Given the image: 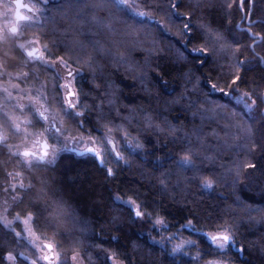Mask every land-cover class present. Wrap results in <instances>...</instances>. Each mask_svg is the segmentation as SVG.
Returning a JSON list of instances; mask_svg holds the SVG:
<instances>
[{
    "label": "trees",
    "instance_id": "16d2710c",
    "mask_svg": "<svg viewBox=\"0 0 264 264\" xmlns=\"http://www.w3.org/2000/svg\"><path fill=\"white\" fill-rule=\"evenodd\" d=\"M68 2L69 0H60L49 3L47 19L43 22L46 37L39 43L42 49L44 45H49L54 55H65L61 49L51 47L54 41L61 42V48L67 44L73 49V59L79 55L82 60H86L92 52L91 47L87 46V39H94L99 40L106 50L110 49L116 56L114 60L112 55L97 53L95 63L91 67L83 63H75L73 67L80 69V75L75 80V88L81 92L78 111L84 112L88 109L84 116L83 135L89 134L96 115L102 114L108 118L111 112V117H117L115 124L120 125L122 130L108 135H111L122 147L123 159L117 162L115 157L105 155L104 164L100 166L98 161L90 155L79 156L64 152L47 167L29 169L25 166L22 169L19 160L0 145V199H10L8 215L25 217L31 211L30 202L40 204L42 208L47 205V210L43 211L41 219L36 224H32V227L42 242L54 245L60 264L62 262L70 264V257L74 254H78L84 264H111V259L121 264H200L217 258L228 260L231 264H264V222H260L261 217L264 216V192L261 191L264 181L256 180L251 187L243 189L225 187L224 181H221L215 184L213 189L204 191L203 195H196L195 188H192L191 192H185L183 188H179L174 193L169 191L165 197L159 190L158 178L162 172L172 171L171 182L174 184L178 170L174 169L170 163L159 167L160 159L158 158H162L161 152H156L153 156H145L143 152H132L130 155V149L123 144L126 134L123 129H127L130 133L129 139L133 142L140 139L139 134L145 133L146 130L145 119L151 115L148 112L149 107L156 111H164L163 102L178 97L184 91V81L177 77V73L181 75L187 72L192 73V84H188L187 89L194 93L191 97L193 99L195 94L203 95L209 91V81L219 82L226 92L229 91L224 81L219 78L222 70L220 65H223V71H228V66L237 59L253 60L255 54L264 55V32L259 26L250 28L249 16L240 10V0H179L181 6L176 9V15L171 23L168 21L167 13L174 0H138L137 10L148 12L152 21L138 26V31L130 37L125 36L124 42L116 47L112 41L114 38L120 39V36L115 34L98 32L95 36L89 35L86 39L73 33L69 25L73 12L66 7ZM71 2L75 3V0ZM86 2L93 3L98 0H86ZM253 2L254 8L251 3L246 4L245 8H251L250 19L258 21L264 18V11H262L264 0H253ZM145 4L148 6L145 7ZM227 4H232L233 8L229 10ZM53 5L64 6L66 15H62ZM221 5L224 7L221 8ZM110 12L112 19L116 21L114 27L117 33H123L125 26L119 23L123 18L114 9H96L90 11L88 15L108 18ZM221 16L225 25L229 23L233 25L235 34L240 37L239 42L233 44L227 41L229 48L221 54L222 58H219L216 64L208 63L201 66L192 48L203 46V39H193L189 43L187 37H180L179 30L183 29L189 17H191L192 25L199 31L200 24H211L212 27H216ZM237 25L238 28L235 27ZM249 30L258 37L256 45L244 34ZM92 31L96 30L92 29ZM66 32L67 37H65ZM24 33L35 37L39 35L40 29L36 26L26 27ZM80 40L86 45L84 50L75 45V41ZM208 46L211 47V43ZM24 60L23 53L13 43L0 47V64L5 69L14 70L15 68L19 71L20 69L16 68L17 65L13 66L15 63L20 65ZM156 64L168 73L165 77L168 80V87L159 104L154 99L150 100L144 91V87L147 86L154 93L150 77H145L143 83L139 79L144 72L154 76L157 71ZM32 69L40 77L38 80L30 77L35 84L46 85V94L49 99L47 108L50 114L68 129L66 134L81 135L72 121L66 117L61 120L60 93L58 94L59 104L52 99L53 95H57L51 91L54 82L58 85V80L54 81L55 74L42 67L34 66ZM262 75L264 73H261L258 68L249 72L245 76V83L240 84V91H251L257 85H259L258 91H264ZM211 98L214 99L215 104L227 105L221 109L220 115L214 118L215 123L208 119L202 121L200 116L193 119L190 111H182L187 101L170 105L171 110L165 111L164 115L170 123L182 125L193 139H195L196 131H202L203 138H206L211 146H215L217 142L211 136L212 130L215 129L221 142L227 140L232 143L236 130L228 127V122L223 118L231 115L233 111L228 105L229 97L222 96L219 92H212ZM92 105H96V108H92ZM117 109L122 110L119 116ZM140 109L144 111L141 112ZM260 110H264V104L260 105ZM25 112L35 128L41 129L43 125L40 120L36 116L33 119L34 112L31 109ZM37 120H39L38 123ZM158 122L153 120V123ZM235 122L240 123L239 120ZM106 123L107 120L101 121L100 125L92 130V135L97 137V142L101 146L103 142L100 138L106 133V128L103 127ZM244 123L249 126L246 121ZM0 125H4L0 127V133L7 135L8 139L20 137L21 134H14L9 130L12 124L2 112H0ZM250 126L255 129L258 127V122H253ZM146 134L150 136L151 132ZM164 142H166L165 137L161 136L160 143ZM229 155L228 151L222 152L218 163L230 164L227 159ZM240 159L244 160L245 157L242 155ZM108 167L116 171L115 179L107 177ZM220 171L224 170L220 169ZM17 172L22 173L21 179L26 186L29 182L32 183L31 192L23 193L17 189L14 193L10 190L11 177ZM256 175L259 176L258 173ZM45 184L47 187H44ZM6 188L7 191H5ZM12 193L16 198L23 196V202L11 200L9 194L12 195ZM114 194L120 195L122 199L132 198L142 206L150 205L151 209L156 211L149 220L133 222L129 219L130 216H134V213L130 212V207L116 202L113 199ZM173 196L176 197L175 201L172 199ZM238 197L242 203L240 208L233 204ZM193 199L197 202L196 205H193ZM162 200L163 203H161ZM248 208L258 211L249 213ZM141 210L146 209L142 207ZM157 214L168 225L164 228L166 231L177 232L180 229V233L186 240H197L199 248L205 253L203 258L193 259L198 249L192 245L187 248L188 256H174L151 243L143 232L148 229L151 221L156 219ZM193 214L195 215L193 227L181 228V224H187L188 219H193ZM114 217L118 218L115 223ZM229 223L236 226L235 245L228 250L226 256L217 257L213 248L203 239L202 233L214 232L219 226ZM9 252L16 257L17 264H29L22 258L21 253L23 256L34 257L28 245L0 223V264H7L6 257Z\"/></svg>",
    "mask_w": 264,
    "mask_h": 264
},
{
    "label": "snow or ice",
    "instance_id": "6c2138e0",
    "mask_svg": "<svg viewBox=\"0 0 264 264\" xmlns=\"http://www.w3.org/2000/svg\"><path fill=\"white\" fill-rule=\"evenodd\" d=\"M50 0H36L35 3L25 4L23 0H15L14 8L12 5H5V15L10 11H14L15 20L6 26L7 35L6 39H15L17 36L22 34L24 27H33L36 26L40 29L39 35L35 36L33 39L21 43L18 45L19 49L22 50L23 56L26 57L22 67L29 69L28 71L23 72L22 74L17 75V79L27 80L30 77H34L36 80L39 79L37 73L32 71L33 66L42 67L48 72L55 74L54 81L63 79V83L56 84L53 83L52 92L57 94L53 95L52 99L59 104V93H63V105L60 107V116L61 120L66 117L68 120L72 121L76 128L80 130L81 135H64L68 129L63 127V123L59 126L55 123H52L49 127H45L41 136H45L50 131L54 130V135L47 137L42 146V151L39 153L25 150L23 152L17 150L16 152H11L12 146L7 145V135L0 134V144L6 145L9 149V152L13 157H16L19 160L20 167L23 169L25 166L27 168H39L41 166L47 167L49 164L55 162L58 154L63 151H76L75 147L70 148L69 144L72 145H83V150L77 152V155H90L99 161L101 165L104 164V156L106 154H115V159L119 162L122 157V152L117 149V142L109 133L119 132L122 130L120 125L115 124L117 117H111V112H109V117L106 118L102 114L96 115L95 121L91 125V130L87 136L83 135V125L85 123L84 116L88 109L84 112L77 111L80 107V90L74 87V81L77 72L80 70L74 68L73 64L83 63L91 67L95 63V56L97 53H106L112 55L113 59H116V56L111 52L110 49H105L103 44L99 40L87 39L89 35L95 36L98 32H104L108 34H115L120 36V39H113L112 43L114 46L118 47L121 43L124 42L123 38L125 36L130 37L134 32L138 31V26H142L146 22L152 21V17L146 11H138L139 5L135 3V0H98V2L88 3L86 0H75V3H72L71 0L66 4V7L73 12L69 20V25L73 33L83 36L87 39V46H90L92 49L91 54H89L88 59L82 60L81 56L77 55L73 59V49L69 48L67 44L61 48V42L54 41L51 45L52 48L61 49L65 55H54L49 49V45H44L43 50L40 56L36 55L38 49L35 47L42 38L46 37V33L43 31V22L47 19L46 13L49 11ZM251 3L252 7H255L253 0H240L239 7L242 12H245L249 16V25L251 27L259 26L261 31L264 32V18L258 21H252L250 19L252 15L251 8H245V5ZM148 5L145 4V7ZM179 0H174L168 9V21L172 22L176 15V9L180 7ZM53 7L59 11L62 15L64 13V6L53 5ZM224 5H221L223 8ZM110 8L114 9L115 12L122 17L123 19L119 23L123 24L124 31L123 33H117L112 19V13H109L108 18H100L96 15H91L89 17L88 13L96 9ZM227 8L231 10L233 8L232 4H227ZM22 10H26L31 15L22 14ZM162 10V9H158ZM264 11V10H262ZM230 15V12H229ZM25 22L21 24L19 22ZM159 23V22H156ZM238 28L239 26H235ZM95 29L96 31H92ZM3 31V30H0ZM248 38L253 40V44H257V35L252 33L250 30L244 33ZM180 37H187V42H191L193 39H203L204 44L200 47H193L192 52L196 54V58L200 61V65L204 66L208 63L216 64L221 54L228 50L229 44L227 41H231L233 44H238L240 37H238L235 32L233 25L229 23L225 25L223 23V17L221 16L216 27H212L211 24H200L199 31L191 23V17H189L184 23L183 29L179 30ZM67 37V32L65 33ZM211 43V47H209ZM76 47L81 50H84L86 45L84 41H75ZM31 46V50L29 47ZM254 51V48H253ZM45 54L48 58H45ZM54 56V58H52ZM216 58V59H213ZM119 62V61H118ZM221 72L219 73L220 80L224 81L225 85L229 91H225V88L220 86L218 83H211L209 81V91L203 95L195 94L189 92L187 89L188 84H192V73L187 72L181 75L177 73V77L184 81V91L179 94L178 97L171 100H165L164 111H156L149 107L148 112L151 115L147 116L145 119L146 130L145 133H141L140 139L133 140L129 139L130 133L127 132V129H123L126 133L124 135V141L127 142L128 149L132 152H143L145 156H153L156 152L162 153V158L160 159L159 167H163L165 163H170L174 169L178 170L176 175L175 183L171 182L173 176L172 171L162 172L159 180V190L162 196H167L169 191L176 192L177 189L183 188L185 192H191L192 188L197 189L196 195H203L204 191L213 189L215 184L224 181L225 187H232L233 189H243L251 187L253 182L256 180L264 181V110H260V105L264 104V91H258L259 85L256 88H253L251 91H240V84L245 83V76L249 72L255 71L257 68L264 73V55L255 54L253 60H236L234 63L230 64L228 71H223V65H220ZM155 75L151 76L150 73L144 72L141 74L139 79L143 83L145 77H150L153 82V90H150L147 86L144 87V91L148 94L149 99H154L157 104L160 103L161 97L165 94V89L168 87V80L165 77L168 75L167 72H164L160 68L159 64L155 65ZM234 70V71H233ZM66 73V75H63ZM11 76V74H9ZM229 77H231L229 79ZM261 79L264 80V75L261 76ZM14 89H17L20 92L18 100L27 99L30 101L29 104H18L15 107H18L21 112L30 111V109L35 104H40V100L48 101V96L44 93L47 92L46 85H41L44 88V92H40L37 89L38 95L36 97L24 95V89L20 88L19 84L12 85ZM196 87V86H194ZM4 92L7 93V99L4 101L6 106L12 99V93L5 87ZM212 92H219L222 96L229 97L228 105L233 109L231 115H226L223 118L228 122V127L234 128L235 134L232 137L233 142L229 143L227 140L221 142L220 137L217 135L215 129L212 130L211 136L216 140V145L211 146L206 138H203L202 131L195 132V139L193 136L184 130L182 125H177L175 123H170L167 117L164 115L165 111H169L170 105H176L180 102L187 101L186 107L182 108L184 112H191L193 119L196 116H200L203 119H208L210 122L215 123V117L220 115L221 109L227 105L215 104L214 99L211 98ZM251 101V103H249ZM111 104V101H109ZM102 107V106H101ZM40 108H44L43 104H40ZM92 108H96V105H92ZM44 111L36 109V113L33 114V119L38 115L42 120L47 123L48 117L45 115ZM121 109H117V115L121 113ZM139 111L143 112V109ZM18 119V118H14ZM55 119V117L53 118ZM107 120V123L103 125L106 128V133L100 139L106 141L107 145H111V153L108 152L106 146H97V137L92 135V130H95L101 121ZM153 120L159 121L158 123H153ZM239 120L240 123L235 121ZM244 121L247 122L249 126H246ZM37 123L39 120L36 121ZM253 122H258V127L253 129L250 125ZM26 123L31 124L32 121H26ZM4 125H0L3 127ZM219 127V126H218ZM9 130L13 131L14 134H18L20 131V125L14 123L9 126ZM146 132H151V135H147ZM164 136V143H160V137ZM54 139V144H49L48 140ZM228 151L230 155L227 159L230 161V164L226 165L222 162L218 163V160L221 157V153ZM182 153V155H178ZM244 156L245 159L241 160L240 157ZM51 157V159H49ZM248 158H251L250 160ZM127 163V161H125ZM223 169L224 171H220ZM251 170V171H249ZM191 173V175H188ZM259 174L257 176L256 174ZM13 175V173H9ZM14 175L21 176V172H17ZM106 175L110 179L116 178V171L108 167L106 169ZM230 182V183H229ZM55 183V181H53ZM44 187H47L45 184ZM33 185L31 182L26 186L21 180L19 185H12V190L16 191L19 189L23 193L31 192ZM7 191V189H5ZM261 191L264 192V185L261 186ZM119 192V189H117ZM42 194V193H41ZM19 202H23L24 197L20 196L14 198ZM114 200H120L121 196L116 195L113 197ZM175 201L176 197H172ZM187 199V197H186ZM131 205L130 212L134 213V216H130L129 219H132L133 222L146 221L151 219L155 209H151L150 205H140L136 203V200L129 198L128 201H124ZM163 203V200L161 201ZM193 205H196L197 202L193 199ZM233 204L237 208L242 207V203L239 197L233 201ZM59 206V202H58ZM29 207L31 211L27 214L24 223L27 225L29 223L36 224V222L41 219L43 216V211L47 210V205H44L43 208L40 204L30 202ZM142 207L146 210H141ZM198 207V205H197ZM190 214H192V211ZM253 211H258L257 209L248 208L247 212L251 213ZM17 220L20 219L18 215ZM118 218L114 217L113 222ZM187 219V218H185ZM193 220H195V215L193 214V219H188L187 224H181V228H192ZM251 222V219H250ZM264 222V216L261 217V221ZM159 225L162 228H167L168 225L165 223L164 219L157 214L156 219L153 222V228ZM9 225L5 223V227ZM174 227V225H172ZM236 226L233 224H224L219 226L214 232H203L202 237L207 241L209 246H211L217 257H224L227 255L228 250L235 245L236 241ZM173 236L168 237V240L174 238ZM15 236L19 239L21 233H15ZM164 238H162L163 240ZM185 243L197 247V255L193 257L194 260L203 258V251L199 248L197 240L185 241ZM44 248L48 250V253L54 251V245L52 243H46ZM180 246H174L172 248V254H177L181 251ZM44 254L42 257L32 260L31 264H38L39 259L47 262V264H54V261L58 259V256H53L50 254ZM23 257V253L20 254ZM187 255V253H185ZM10 264H15L16 257L13 256L12 252H9L7 257ZM25 260L27 257H23ZM75 260V257H73ZM63 264V262H62ZM207 264H230V261L217 258L210 260Z\"/></svg>",
    "mask_w": 264,
    "mask_h": 264
},
{
    "label": "rangeland",
    "instance_id": "374dc122",
    "mask_svg": "<svg viewBox=\"0 0 264 264\" xmlns=\"http://www.w3.org/2000/svg\"><path fill=\"white\" fill-rule=\"evenodd\" d=\"M57 1H60V0H50V2H57ZM23 2L25 4H31V3H35L36 0H23ZM135 3L138 4V0H135ZM5 5H12L14 8L15 0H0V30H3V31H0V47L2 45L6 46L7 44L13 43L19 49V47H18L19 44L25 43L26 41L31 40L34 37L31 34L24 33V30L26 28V27H24L22 30V34L20 36H17L15 39L4 38L7 35L6 26L11 24L15 20L14 19V11L8 12L7 16L5 15V11H6ZM22 14L31 15V13H28L26 11H22ZM19 23L24 24L25 22H19ZM28 47H29V50H31V46H28ZM35 47L38 49V51L36 52V55L40 56L41 52L43 50L40 43L35 45ZM19 50L22 52L21 49H19ZM45 58H47L46 54H45ZM25 59H26V57H25ZM23 63L24 62H22L20 65L15 63V65L13 66V67H15L17 65L16 68H19L20 69L19 71H16L17 69H15V68H14V70L13 69H11V70L5 69L0 64V112H2V114L11 122L12 125L14 123H18L20 125V131H19V134H21L20 137H18V138L17 137H15V138L11 137L12 140L10 138L7 139V145L12 146L11 152H16L17 150L23 152L25 150H28V151H33V152L39 153L42 151V146H43L42 144L44 143L45 139L47 137H51L54 135V130H52L49 133H47L45 136H41L40 134L43 132L44 128L49 127L52 123H55L59 126L61 124V122L58 121L57 119H53L54 116L51 115L50 112L48 111L47 107H48L49 99L47 102H45L44 100H40V104H43L44 108H40V104H35L31 108V110L34 113H36V109H39L40 111H44L45 109H47V111L45 112V115L48 117L47 123H45L42 120V118H40L38 115H36V117L40 120V122L43 125L41 129H36L32 123L31 124L26 123V121L30 120L28 118L26 112L25 111L21 112L18 107H15L18 104H29L30 101H28L27 99L18 100V97L20 96V92L17 89H14L12 87V85L19 84L20 88L25 90L24 95L26 97L28 95H32V96L36 97L38 95L37 89H39L40 92H44V88L41 87V85H44L43 83L35 84V81L31 78H29L27 80H23V79L18 80L17 79L18 74H22L23 72L29 70L27 68L22 67ZM33 68H34V66H33ZM32 71L34 72L35 70L32 69ZM9 74H11V76H9ZM63 75H66V73H63ZM79 75H80V71L77 72L75 80ZM63 82L64 81L62 78L58 80V84L63 83ZM5 87H7L8 90L12 93V99L10 100V102L6 106L4 105V101H5V99H7V93H5L3 90ZM74 87H75V81H74ZM44 94L47 95L46 92ZM60 96L62 98V105H63V93L62 92L60 93ZM249 103H251V101H249ZM77 111H78V109H77ZM14 118H18V119H14ZM0 134H2V133H0ZM64 135H68V134L64 133ZM101 141L103 142V146H106L108 149V152L111 153V147L112 146L107 145L106 141H104L102 139H101ZM48 143L54 144L55 141H54V139H49ZM123 144L127 145V142L124 141ZM0 145L5 147L6 150L9 152V149L6 145H3V144H0ZM97 146L101 147V145L98 144V142H97ZM69 147L70 148L75 147L76 151L71 152V153H75V154L77 152L83 150V145L74 146L70 143ZM116 147L118 150L121 151L122 147L120 146V144L117 143ZM64 152H69V151H63V152H60L59 154L64 153ZM130 152H131V150H130ZM133 153H138V152H133ZM59 154H58V156H59ZM106 155L115 157L114 153L106 154ZM122 157H123V155H122ZM49 159H51V157H49ZM21 180H22L21 176L13 175L11 177V182H10L9 188L12 192L16 193V191L12 190V185L13 184L19 185ZM9 196L11 197V200H15L14 198H16L13 193H12V195L9 194ZM114 196H116V194H114ZM128 200L129 199H122L121 198L120 200H115V201L131 208L132 207L131 205H129L127 203H123L124 201H128ZM10 202L11 201L9 198L0 199V223L4 227H5V223H7L9 226L5 227V228L8 230H11L14 234L17 232L21 233V237L19 239L22 240L26 245H28V247L31 249V251L34 254V257H31V258L28 255L23 256V257H27L28 259H26V261L29 264H31L32 260H36L37 258L42 257L44 254L48 253V250L46 248H44V245L46 243L42 242L38 238V236L35 234V232L33 230L31 223H29L27 225L24 223L27 215L25 217H20L19 220L16 219L17 216L10 217L8 215ZM153 222H154V220L151 221V224L148 227V229L143 232V234H145L148 237V239L150 240L151 243L165 249L170 254H172V248L174 246H180L182 250L177 254H172L174 256H184L185 253L188 254L187 248L191 245L185 243V241H189V240H186L182 236V234L180 233V229L177 232H169V231H166L164 228L160 227L159 225H156L155 229H154L153 228ZM173 234H175L174 238L171 240H168L167 238L170 236H173ZM162 238H164V239L162 240ZM48 254L53 255V256H58V259H56L54 261V264H60L61 263V261L59 259V255L56 253L55 250L52 253H48ZM193 254H195V253H193ZM73 257H75V260L73 259ZM110 262H111V264H121L119 261H116L114 259H111ZM207 262L208 261L201 262L200 264H207ZM6 263L10 264V261L7 258H6ZM15 264H17V261H15ZM38 264H47V262L43 261V259H39ZM70 264H84V263L82 262V260L78 254H74L70 257Z\"/></svg>",
    "mask_w": 264,
    "mask_h": 264
},
{
    "label": "water",
    "instance_id": "95a60500",
    "mask_svg": "<svg viewBox=\"0 0 264 264\" xmlns=\"http://www.w3.org/2000/svg\"><path fill=\"white\" fill-rule=\"evenodd\" d=\"M43 144H44V143H43ZM43 144H42V145H43ZM79 156H81V155H79ZM98 164L101 166V164H100V162H99V161H98Z\"/></svg>",
    "mask_w": 264,
    "mask_h": 264
},
{
    "label": "flooded vegetation",
    "instance_id": "af4514ba",
    "mask_svg": "<svg viewBox=\"0 0 264 264\" xmlns=\"http://www.w3.org/2000/svg\"><path fill=\"white\" fill-rule=\"evenodd\" d=\"M22 11H26V10H22ZM27 12V11H26ZM14 19H15V15H14ZM23 22V21H22Z\"/></svg>",
    "mask_w": 264,
    "mask_h": 264
}]
</instances>
